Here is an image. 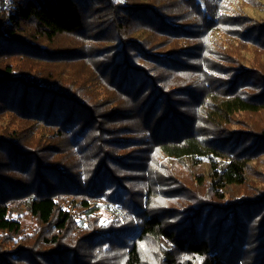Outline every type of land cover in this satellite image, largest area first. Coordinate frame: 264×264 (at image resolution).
Segmentation results:
<instances>
[{
  "label": "trees",
  "instance_id": "trees-1",
  "mask_svg": "<svg viewBox=\"0 0 264 264\" xmlns=\"http://www.w3.org/2000/svg\"><path fill=\"white\" fill-rule=\"evenodd\" d=\"M233 1L0 0V264H264V18Z\"/></svg>",
  "mask_w": 264,
  "mask_h": 264
},
{
  "label": "rangeland",
  "instance_id": "rangeland-1",
  "mask_svg": "<svg viewBox=\"0 0 264 264\" xmlns=\"http://www.w3.org/2000/svg\"><path fill=\"white\" fill-rule=\"evenodd\" d=\"M234 7H237V9H240L242 13L254 17L256 19H263L264 18V0H255L254 4H251V6H243L242 3L239 2V0L233 1ZM252 166H255L257 169L262 170L264 169V163H263V157H260L256 160H254L251 163ZM15 214L19 215V218L21 219L22 224L28 231H32L35 226V221L32 219V217L28 214L27 209L25 205H18L14 206ZM103 217H107L106 213H103ZM141 251H144L147 257H150V251L148 249V242H141L140 244ZM115 252H110V257L113 259V261L116 264H123V252L122 251H116L118 249H114ZM142 255V252H141ZM152 258L148 259L151 260Z\"/></svg>",
  "mask_w": 264,
  "mask_h": 264
}]
</instances>
